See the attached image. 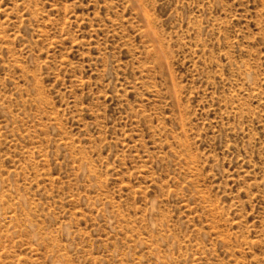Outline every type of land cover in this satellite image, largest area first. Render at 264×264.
<instances>
[{
	"label": "rangeland",
	"instance_id": "374dc122",
	"mask_svg": "<svg viewBox=\"0 0 264 264\" xmlns=\"http://www.w3.org/2000/svg\"><path fill=\"white\" fill-rule=\"evenodd\" d=\"M0 264H264V0H0Z\"/></svg>",
	"mask_w": 264,
	"mask_h": 264
}]
</instances>
